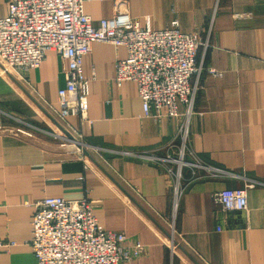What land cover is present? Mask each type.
Returning a JSON list of instances; mask_svg holds the SVG:
<instances>
[{"label": "crops", "instance_id": "obj_1", "mask_svg": "<svg viewBox=\"0 0 264 264\" xmlns=\"http://www.w3.org/2000/svg\"><path fill=\"white\" fill-rule=\"evenodd\" d=\"M118 8L142 27L162 31L176 20L181 32L208 41L199 53L204 71L188 159L224 173L184 182L174 211L173 177L135 155H162L183 118L145 117L136 83H116L125 47L97 42L84 56L85 121L59 117L66 83L59 55L47 54L22 85L0 71V111L8 113L0 115V242L15 243L0 248V264H37L31 222L34 205L47 197L87 199L100 227L125 234L127 247L145 245L144 255L123 264H264V0L84 3L95 25ZM7 15L8 0H0V19ZM61 134L83 140L88 159L65 155L51 136ZM242 190L244 212H225L213 200L217 192Z\"/></svg>", "mask_w": 264, "mask_h": 264}, {"label": "built area", "instance_id": "obj_2", "mask_svg": "<svg viewBox=\"0 0 264 264\" xmlns=\"http://www.w3.org/2000/svg\"><path fill=\"white\" fill-rule=\"evenodd\" d=\"M85 0H8V15L0 19V71L19 79L41 67L47 54L66 63L65 87L58 91L59 117L87 119L88 79L83 58L94 43L125 47L127 58L116 66L115 81L137 85L145 117L183 118L179 131L163 154L136 157L159 163L174 180V211L185 186L204 176L223 174L202 161L189 160V119L194 112L204 71L199 61V33H183L178 21L162 31L142 27L118 8L111 19L94 24L84 11ZM213 72V71H212ZM185 106L184 113L180 106ZM214 202L225 212L248 208L246 191H220ZM32 217V251L37 264H123L145 254V245L127 247L123 233L100 227L94 206L87 199L71 201L47 197L35 205ZM15 243L0 242V248Z\"/></svg>", "mask_w": 264, "mask_h": 264}, {"label": "rangeland", "instance_id": "obj_3", "mask_svg": "<svg viewBox=\"0 0 264 264\" xmlns=\"http://www.w3.org/2000/svg\"><path fill=\"white\" fill-rule=\"evenodd\" d=\"M8 76L11 77V75H8ZM13 77H14L15 81H18L17 83H20V85H22L21 83H23V80L19 79L14 73H12V78ZM5 114H8V113H6V112L2 113L0 111L1 116L6 117ZM58 123H59V121H58ZM51 136H55L56 138H58L57 142L59 145L62 146L63 151L65 152V155L72 156L74 153V154L79 155L80 157H82L84 159H88L85 152L89 153L90 147L83 140L78 139L77 135L61 134V135H51ZM73 144L77 147V149L73 150V148L71 147V145H73Z\"/></svg>", "mask_w": 264, "mask_h": 264}]
</instances>
